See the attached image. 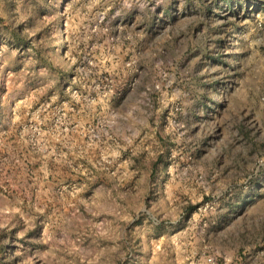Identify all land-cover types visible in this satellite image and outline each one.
I'll return each mask as SVG.
<instances>
[{"label":"rangeland","instance_id":"obj_1","mask_svg":"<svg viewBox=\"0 0 264 264\" xmlns=\"http://www.w3.org/2000/svg\"><path fill=\"white\" fill-rule=\"evenodd\" d=\"M263 248L264 0H0V264Z\"/></svg>","mask_w":264,"mask_h":264},{"label":"built area","instance_id":"obj_2","mask_svg":"<svg viewBox=\"0 0 264 264\" xmlns=\"http://www.w3.org/2000/svg\"><path fill=\"white\" fill-rule=\"evenodd\" d=\"M260 254H264V248L260 251ZM208 260L209 261H213V258L212 257H209Z\"/></svg>","mask_w":264,"mask_h":264},{"label":"trees","instance_id":"obj_3","mask_svg":"<svg viewBox=\"0 0 264 264\" xmlns=\"http://www.w3.org/2000/svg\"><path fill=\"white\" fill-rule=\"evenodd\" d=\"M215 58H217V56ZM222 63H224V64L226 63L224 59H222Z\"/></svg>","mask_w":264,"mask_h":264}]
</instances>
